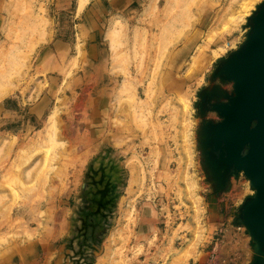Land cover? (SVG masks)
I'll use <instances>...</instances> for the list:
<instances>
[{
    "label": "rangeland",
    "instance_id": "obj_1",
    "mask_svg": "<svg viewBox=\"0 0 264 264\" xmlns=\"http://www.w3.org/2000/svg\"><path fill=\"white\" fill-rule=\"evenodd\" d=\"M83 1L0 0V264H250L233 203L255 189L233 178L215 221L229 190L204 163L201 124L218 116L199 103L233 91L213 75L263 0Z\"/></svg>",
    "mask_w": 264,
    "mask_h": 264
},
{
    "label": "water",
    "instance_id": "obj_2",
    "mask_svg": "<svg viewBox=\"0 0 264 264\" xmlns=\"http://www.w3.org/2000/svg\"><path fill=\"white\" fill-rule=\"evenodd\" d=\"M244 43L223 58L213 77L232 82L229 92L220 85L201 93L199 107L210 99L219 121L204 118L200 145L204 163L217 191L231 188L233 178L244 174L255 189L239 209L237 220L255 243L250 264H264V0L250 16Z\"/></svg>",
    "mask_w": 264,
    "mask_h": 264
},
{
    "label": "crops",
    "instance_id": "obj_3",
    "mask_svg": "<svg viewBox=\"0 0 264 264\" xmlns=\"http://www.w3.org/2000/svg\"><path fill=\"white\" fill-rule=\"evenodd\" d=\"M109 1H110V9L112 11H115V10L122 11V10H127V9H133V6L136 3L137 4L140 3V0H109ZM230 189H229L228 192H224L223 195H221V196H218L216 194H213L211 196V200L209 201V204H208L209 207L211 208V213H212L213 217L216 215V218L218 219V223L219 224L222 221L221 220L222 219V203L221 202H224L225 201L228 204V202H230V201L233 202L234 201V199L232 197V189L233 188H230ZM233 204H236L235 206L240 207L241 202L239 204L238 203H233ZM216 218L214 217L215 221H216ZM232 220L234 222L236 221V220H234V217H232L231 220H230V217H227V218H225V220H223V222L227 223L228 226H231L232 223H233ZM72 236H73L72 233H68V234L65 235L66 238H69V237L71 238ZM63 253H64L63 251H60L58 254L62 257ZM48 256L49 255L47 253V255L45 254L44 257L48 259ZM60 259L61 258L59 257L57 259V261L54 262V264H58L57 262ZM195 264H204V261L202 260V258L201 259H197V261L195 262ZM207 264H209V263H207Z\"/></svg>",
    "mask_w": 264,
    "mask_h": 264
},
{
    "label": "bare ground",
    "instance_id": "obj_4",
    "mask_svg": "<svg viewBox=\"0 0 264 264\" xmlns=\"http://www.w3.org/2000/svg\"><path fill=\"white\" fill-rule=\"evenodd\" d=\"M88 1V0H87ZM255 2L256 0H249V1H246V2H244L243 3V10L245 11V12H248V10H249V7H250V9H251V7L252 6H250L251 4H252V2ZM261 1V0H260ZM81 3V2H80ZM84 3H86V1L84 2L83 0H82V4H80V6H84ZM254 5V4H253ZM82 8V7H81ZM248 14V13H247ZM243 16V14L241 15V17ZM117 30V29H116ZM116 35V34H115ZM201 47H203V44H201ZM226 50V47H224V46H222V47H220V49H214V54H215V56L216 57H219V56H221L223 53H224V51ZM199 52V51H198ZM195 56H193V58H194ZM197 57V56H196ZM194 60V59H193ZM198 60V59H197ZM194 63V62H193ZM195 64V63H194ZM192 65V64H191ZM189 66V65H188ZM191 67V66H190ZM188 68V67H187ZM189 71V70H188ZM201 82V81H200ZM7 83V82H6ZM13 83V82H12ZM11 83V84H12ZM8 84V83H7ZM10 84V85H11ZM7 86V85H6ZM181 101V105L185 108V110L187 111V113H189V115L190 114H192V111H193V109H192V100L189 98V95H183V97H182V99H180ZM191 116V115H190ZM193 117V116H192ZM192 117H188V126L189 127H191V129H192V127H193V125H194V119L192 118ZM52 118H54V116L52 117ZM52 121H53V123H54V119H52ZM54 124H52L51 125V127L53 126ZM55 126V125H54ZM51 127H50V129H51ZM55 128V127H54ZM53 129V128H52ZM52 131V130H51ZM54 131V130H53ZM50 134H55L56 135V133L54 132H52V133H50ZM51 136V135H50ZM55 137V136H54ZM54 137H53V139H54ZM53 139H52V136H51V140L53 141ZM55 140V139H54ZM55 142V141H54ZM56 142H57V140H56ZM52 144V143H51ZM56 145V144H55ZM54 148V147H53ZM49 152V151H48ZM195 182V181H194ZM195 185V184H194ZM179 254L181 253V252H178Z\"/></svg>",
    "mask_w": 264,
    "mask_h": 264
},
{
    "label": "flooded vegetation",
    "instance_id": "obj_5",
    "mask_svg": "<svg viewBox=\"0 0 264 264\" xmlns=\"http://www.w3.org/2000/svg\"><path fill=\"white\" fill-rule=\"evenodd\" d=\"M200 100H201V99H200ZM211 103H212V102H210V99H206V100L203 102L202 107H200V108H201V109H208L209 107H211ZM208 113H215V115L218 116V118L213 119V120H215V121H219V120H221V118L219 117V115L217 114V112H215V111H208ZM209 119H211V118H209Z\"/></svg>",
    "mask_w": 264,
    "mask_h": 264
}]
</instances>
